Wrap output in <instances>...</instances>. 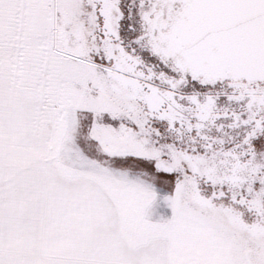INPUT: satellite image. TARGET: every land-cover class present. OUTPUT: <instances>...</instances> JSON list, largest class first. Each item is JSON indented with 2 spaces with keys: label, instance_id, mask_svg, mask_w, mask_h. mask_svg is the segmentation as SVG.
<instances>
[{
  "label": "snow or ice",
  "instance_id": "1",
  "mask_svg": "<svg viewBox=\"0 0 264 264\" xmlns=\"http://www.w3.org/2000/svg\"><path fill=\"white\" fill-rule=\"evenodd\" d=\"M0 264H264V0H0Z\"/></svg>",
  "mask_w": 264,
  "mask_h": 264
}]
</instances>
